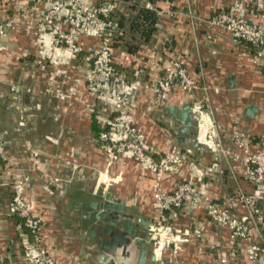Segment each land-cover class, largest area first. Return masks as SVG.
Segmentation results:
<instances>
[{
  "label": "crops",
  "instance_id": "crops-1",
  "mask_svg": "<svg viewBox=\"0 0 264 264\" xmlns=\"http://www.w3.org/2000/svg\"><path fill=\"white\" fill-rule=\"evenodd\" d=\"M239 1L242 0H143L158 9L160 15L151 41L136 54L113 44L116 66L129 82L134 80V69L145 68L132 93L131 113L145 132L154 158H162L171 146L170 138L183 151H193V159L181 172L165 180L168 190H172L177 179L191 181L218 201L252 190L243 162L231 154L216 158L202 144L195 145L196 136L187 137L180 130L183 106L190 103L192 107L194 96L175 87L166 104L159 106L152 87L162 73L163 62L178 57L201 85L197 97L210 98L227 149L234 150L236 132L255 141L263 137L264 64L254 62L255 52L250 44L210 23L215 12H236ZM253 1L257 3L256 18L264 22V0ZM96 3L99 5L98 0ZM118 6L115 2L114 8ZM44 8L43 3L31 0H12L0 8L2 17L19 21L3 40L0 56V135L7 146L5 157L0 156V264H31L29 257L35 252L34 236L13 207L14 188L20 177H28L26 198L32 214L42 221L40 245L53 257L54 264H122L124 259L128 261L127 257L104 250L92 235L96 231V235L104 236L94 220L98 210L91 203L102 200V194L111 193L126 204L135 222L140 218L150 221V230V226L161 221L162 214L155 205L153 176L130 157L108 167L95 125L102 127L98 113L108 118L109 112L102 111L99 105L88 112L86 101L91 104L93 98L85 91L84 82L76 83L78 77L84 80L87 58L93 55L96 40L84 37V50L75 59H60L57 54L63 56L65 52L39 42L35 28L29 26L34 14ZM41 53L50 59L43 67H37ZM68 64L71 68L66 69ZM63 69L70 75L64 80ZM232 75L235 82L231 85ZM63 81L67 83L64 91ZM48 82L53 86L49 87L53 96L48 93ZM73 86L81 93L80 102L70 93ZM65 98L73 100L66 102ZM169 105L177 107V116L167 110ZM250 105L258 107L253 117L245 112ZM105 169L110 173L108 181L98 174ZM71 177L72 181L67 182ZM245 211L243 206L238 209L240 214ZM163 215L188 240L179 242L181 248L175 258L171 249H166L162 264H169L170 258L182 263L215 264L221 253L232 249L236 255L229 264H256L245 255V241L233 237L228 228L213 222L204 211L175 208ZM258 227V239L264 244V213L258 219ZM184 231L189 234L184 235ZM136 251L137 247L131 250L133 259Z\"/></svg>",
  "mask_w": 264,
  "mask_h": 264
},
{
  "label": "built area",
  "instance_id": "built-area-1",
  "mask_svg": "<svg viewBox=\"0 0 264 264\" xmlns=\"http://www.w3.org/2000/svg\"><path fill=\"white\" fill-rule=\"evenodd\" d=\"M1 1V0H0ZM45 5L38 14L33 16L29 26L35 28L38 40L57 50L68 53L66 62L75 59L84 50V37L96 40L93 55L87 58L84 70V80L77 78L76 83H85V91L93 98V103L86 101V110L93 112L94 105L109 112L108 118L98 113V121L103 130L99 133V144L107 159L108 167L118 163L123 157H130L149 171L154 180L153 196L155 205L161 214V221L150 226V249L158 260L162 261L166 249H171V256L179 252V242L188 240L182 237L180 229H176L163 215L166 210L192 209L202 210L211 220L222 227L228 228L233 237H241L245 241L246 257L256 263L264 264V247L259 243L258 219L264 213V136L259 140L236 132L234 134V150L227 149L222 141L220 127L215 118V111L210 106V98H198L200 83L188 70V67L178 58L170 57L161 66L162 73L153 81L155 102L164 106L175 87L190 96H194L195 104L191 107L197 115L196 141L207 148L216 158L222 154H231L236 161L245 164V177L252 185L248 192H238L228 195L223 201L205 194L191 181L175 180L172 190L165 187V180L179 174L184 165L193 159L192 149L182 150L175 146L170 138L171 146L158 161L152 154V147L144 131L132 118V93L141 82L145 68L134 69L135 79L129 82L124 73L116 67L112 30L114 23L109 19V13L115 7L114 2L97 4L96 0H31ZM252 0H242L236 7V12L219 11L210 18L211 25L226 29L237 40L250 44L255 49L254 62L264 64V22L256 18V9ZM19 24L13 17L4 18L0 14V51L4 50L3 40L8 32ZM47 55L41 53L37 66L43 67L48 61ZM50 58V57H49ZM53 60V58L51 59ZM40 65V66H39ZM33 72L32 74H34ZM76 84V85H77ZM70 93L78 101L81 93L77 87H70ZM79 101V102H80ZM102 110V111H103ZM7 146L0 135V156L6 154ZM100 177L109 178V170L100 171ZM72 181V177L66 179ZM28 177H20L14 188L13 205L18 214L25 219L35 240V252L29 257L31 264H54L53 257L40 245L42 221L34 216L31 205L26 198ZM245 207V213L238 209ZM199 232V231H197ZM188 235V231L183 232ZM199 234V233H198ZM235 250L221 253L215 264H229L235 257ZM169 264H205L192 261L182 263L180 259L167 260Z\"/></svg>",
  "mask_w": 264,
  "mask_h": 264
},
{
  "label": "water",
  "instance_id": "water-1",
  "mask_svg": "<svg viewBox=\"0 0 264 264\" xmlns=\"http://www.w3.org/2000/svg\"><path fill=\"white\" fill-rule=\"evenodd\" d=\"M230 84L235 82V76L230 77ZM167 110L173 115H178V109L175 106L169 105ZM258 110L256 105L246 107L245 112L253 117ZM197 115L193 112L190 103H186L181 111L179 121L182 123L181 131L187 137L196 136L197 134ZM184 140L185 137H181ZM195 145H199L195 141ZM102 200H95L91 205L98 210L94 220L100 225L101 231L104 234L96 235V231H92V235L97 237L101 247L104 250H109L124 259L122 264H162L157 256L150 250L149 225L150 221L140 218L138 222L134 221V215L126 210V204L120 199H115L111 193L102 194ZM144 226L140 228V226ZM137 247L135 259L131 250ZM108 259V256L106 257ZM123 262V261H120ZM111 264H116L113 261Z\"/></svg>",
  "mask_w": 264,
  "mask_h": 264
},
{
  "label": "trees",
  "instance_id": "trees-1",
  "mask_svg": "<svg viewBox=\"0 0 264 264\" xmlns=\"http://www.w3.org/2000/svg\"><path fill=\"white\" fill-rule=\"evenodd\" d=\"M98 2L100 5L105 4L104 0H98ZM113 2L120 4L109 13V19L114 23L113 44L121 45L128 52L136 54L151 41L158 28L160 19L158 9L145 4L143 0H113ZM132 73L134 76V70ZM133 78L135 79V77ZM95 122L98 123L97 119ZM102 130L103 127L100 126L99 128L95 125L96 133L99 134ZM260 245L264 247L261 242Z\"/></svg>",
  "mask_w": 264,
  "mask_h": 264
},
{
  "label": "rangeland",
  "instance_id": "rangeland-1",
  "mask_svg": "<svg viewBox=\"0 0 264 264\" xmlns=\"http://www.w3.org/2000/svg\"><path fill=\"white\" fill-rule=\"evenodd\" d=\"M9 1H12V0H1L0 1V8H5V7H7V5H8V3H9ZM240 2V1H239ZM251 4H252V6L253 7H255V9H256V6H257V3L255 2V1H253L252 0V2H251ZM257 12V11H256ZM5 39V38H4ZM4 44V43H3ZM4 51V50H3ZM3 51H0V56L3 54ZM63 52H65V54L63 55V56H59V54H57L58 55V57L60 58V59H63L64 61L66 60V58L68 57V53H66V51H64V50H62ZM59 53L61 52V51H58ZM254 52H255V49H254ZM48 57V56H47ZM254 57H255V55H254ZM51 58H53V59H55L54 57H51ZM47 59H50L49 57L47 58ZM64 64H67V63H65V62H63ZM40 66V65H39ZM38 67V66H37ZM66 67V69H67V67L68 68H71V64H68V65H66L65 66ZM62 75H63V80L65 79V77H67L68 78V76H70V75H68V73H67V71L65 70V69H63L62 70ZM67 81H69V80H66V82ZM66 82H62V84H64V85H62V87H63V91H64V89H65V87H66V85H67V83ZM53 83V82H52ZM51 85V86H50ZM49 87H53L52 86V84L51 83H49L48 82V84H47V88H48V93H50V95L51 96H53L54 95V92H53V90H51V91H49ZM69 93V92H68ZM71 99L72 98H65L64 99V101H66V102H71ZM73 100V99H72ZM211 106V105H210ZM103 110V109H102ZM104 111V110H103ZM67 115L68 114H64L63 115V117L65 118V117H67ZM23 117H24V115H23ZM32 117V116H31ZM25 118H26V115H25ZM215 118H216V116H215ZM29 119V118H28ZM64 120V119H63ZM217 120V119H216ZM217 123H218V121H217ZM102 125V124H101ZM218 125H219V123H218ZM219 127H220V125H219ZM81 168V167H80ZM99 174V173H98ZM100 175V174H99ZM104 179V178H103ZM102 179V180H103ZM13 207H14V205H13ZM14 209H15V207H14ZM16 210V209H15ZM18 213V212H17ZM20 216V215H19ZM263 243V241H262V239H261V241L259 240V243Z\"/></svg>",
  "mask_w": 264,
  "mask_h": 264
}]
</instances>
